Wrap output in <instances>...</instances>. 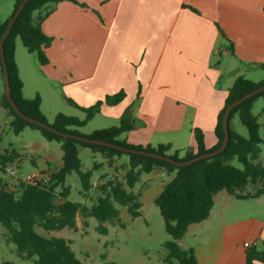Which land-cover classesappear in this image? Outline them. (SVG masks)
<instances>
[{
	"label": "crops",
	"instance_id": "obj_1",
	"mask_svg": "<svg viewBox=\"0 0 264 264\" xmlns=\"http://www.w3.org/2000/svg\"><path fill=\"white\" fill-rule=\"evenodd\" d=\"M74 1L52 5V13L43 22V32L52 39L45 50L46 65L16 41L23 95L26 99L41 97V111L49 123L60 113L82 120L85 112L71 102L89 108L124 92L122 102L104 103L93 119L101 117L119 125L128 113L135 128L123 134L122 140L142 147L170 144V151L185 156L188 151L197 152L194 129L202 131L207 149L217 144L218 114L239 77L256 83L264 80V0ZM13 8L14 2L0 7V25ZM0 76V114L11 125L12 117L1 105L5 93L1 68ZM43 84L48 94L42 91ZM36 134L42 138L41 145L52 146L41 133ZM4 151L17 154L15 162L2 171L9 174L20 165L22 156L12 146ZM105 160L94 162L99 165L94 179L108 167ZM61 166L62 162L40 170V175ZM165 176L173 175L156 167L143 179L151 180L147 190L163 183L156 187L155 199L168 183ZM249 201L253 203H245ZM240 202L251 215L244 213ZM263 205L264 195L237 200L221 191L209 218L191 225L179 245L185 250L193 248L198 264H245V243H256L254 247L264 251ZM161 262L167 264L164 258ZM132 264L160 263L144 253Z\"/></svg>",
	"mask_w": 264,
	"mask_h": 264
},
{
	"label": "trees",
	"instance_id": "obj_2",
	"mask_svg": "<svg viewBox=\"0 0 264 264\" xmlns=\"http://www.w3.org/2000/svg\"><path fill=\"white\" fill-rule=\"evenodd\" d=\"M22 1L14 0L12 14L0 25V40L9 20ZM60 1L62 0H28L5 41L4 51L12 97L19 109L25 115L49 124L62 132L131 149L155 152L183 162L218 149L224 138L223 118L227 107L235 100L264 86V80L256 83L243 76L239 77L229 89L225 105L218 114L215 126L217 144L207 149L202 131L194 129L197 152L188 151L182 158L179 157V151L168 154L171 150L170 144L142 147L131 145L126 140H119V137L135 128L134 121L128 113L123 115L119 125L96 130L90 135H83L76 129L84 127L88 121L93 119L104 103L115 106L122 102L125 98L124 92L107 96L104 101H99L89 108H81L71 102L73 106L85 112L84 120L60 113L53 123H49L41 111V97L36 95L33 99H26L23 95V82L19 76L15 50L16 41L20 39L27 51L35 54L42 65L48 63L45 50L51 45L52 39L43 32L42 25L52 13V5ZM0 68L3 75L1 59ZM259 98L264 101V92L240 104L231 112L228 127L229 142L224 152L179 168L157 159L66 139L39 128L20 118L12 109L4 93L1 105L12 117L11 127L15 134H20L27 127L37 130L47 141L60 143L63 151L62 166L52 173L50 178L40 179L36 184L19 181L16 191H11L6 185L0 184V224L6 229V242L16 246V254L20 259L33 261L34 264H83L75 256L69 241L51 236L50 233L66 228L76 229V219L80 215L85 219L95 218L99 222L98 230L107 234L108 229L105 226L107 223L124 226L116 204L126 208L133 219L141 217L142 204L134 188L143 174H149L154 168L161 167L167 174L173 175L172 180L163 187L162 192L154 201L164 221L165 230L170 236V239L163 244L166 249L164 262L167 264H198L194 249H182L179 241L184 238L191 225L202 223L209 218L215 203V196L221 191L227 192L237 200L257 199L264 195V167L258 163L264 139L261 135L262 126L259 117L253 113L255 102ZM236 115L246 127L247 137L231 128V121ZM79 146L90 148L107 159L125 155L129 157L130 169L124 181H108L99 186L96 189L99 195L92 206L69 200L71 186L67 184L68 177L73 173L76 174L81 182L82 193L88 197L94 189L92 179L99 166L95 164L92 169L83 171L79 158ZM16 158L17 154L14 151L0 152V170L4 172L9 164L15 162ZM234 160L238 161L241 168L232 164ZM250 187L251 190H249ZM84 224L87 225V222ZM37 227L48 233V236L39 234L36 231ZM255 262L264 263V251L253 247L246 252L245 264ZM2 264L14 263L6 261ZM103 264L117 263L105 261Z\"/></svg>",
	"mask_w": 264,
	"mask_h": 264
},
{
	"label": "rangeland",
	"instance_id": "obj_3",
	"mask_svg": "<svg viewBox=\"0 0 264 264\" xmlns=\"http://www.w3.org/2000/svg\"><path fill=\"white\" fill-rule=\"evenodd\" d=\"M14 0H0V7L12 5ZM18 43H21L20 39H17ZM23 49H26L21 43ZM26 51V50H25ZM259 77V76H258ZM3 89V81L0 76V90ZM42 91L46 92V87L42 85ZM48 94V91L46 92ZM264 101L259 98L254 105L253 113L259 117L261 124V135L264 139ZM86 118V114H83V119ZM92 120V119H91ZM6 119L0 114V152L9 146L14 147L19 151L22 156L20 165H15L12 173L5 174L0 170V184L6 185L11 191H16L19 181H26L28 176H34L36 179L50 178V169L45 171V174L40 175V170L46 168H52L61 164L63 156L61 144L58 142H52L50 148L41 145L40 132H33L27 128L26 132L15 134L11 125L5 124ZM116 126L113 121L105 120L101 117H96L91 122L88 121L84 127L76 128L83 135L90 134L92 131L101 130L104 128H110ZM232 129L238 134L247 137L248 131L246 127L240 122L238 115L231 121ZM71 129H74L71 127ZM32 131V132H31ZM122 140L121 137L118 138ZM80 148V146H79ZM262 153L258 161L264 167V144L261 146ZM168 154H174V151H169ZM180 154V152H179ZM103 156V155H102ZM95 155L90 148H80L79 158L82 162V169L86 171L93 167L94 162L101 164L102 157ZM184 155H179L182 158ZM102 157V158H101ZM106 159L103 164H107L102 173L99 171L97 176L95 173L94 189L85 197L82 193V186L80 179L76 174H71L68 177V182L71 186V195L69 200L74 202H84L88 206H92L99 195V191L96 190L99 186L108 181H124L126 173L130 169L129 157L127 155L122 157H115L113 159ZM110 164V165H109ZM232 164L238 168L241 165L237 160H234ZM146 174H143L140 181L134 188V192L137 196H141L139 201L143 205L141 208L142 216L133 219L127 212L126 208L117 205L116 207L120 211V220L124 226L117 224L113 225L107 223L108 232L103 234L98 230L99 222L95 218L85 219L78 215L76 221V229H63L61 231L51 232V236L64 238L71 243V248L77 257L83 264H103L105 261L115 262L117 264H132L142 258L144 253L149 254L154 261L161 264L162 259L166 256V249L163 244L165 240H169L170 236L165 230L164 221L160 215L158 207L155 205V194L157 193V186H162L160 181L152 186V189L147 190L150 185L149 179L143 182ZM167 182H170L173 178L165 176ZM251 190V187L249 188ZM239 205H244V213L247 214L248 207L240 202ZM245 203H253L252 201ZM264 207V205H263ZM263 212V211H262ZM249 213V212H248ZM245 214V215H246ZM251 215V213L247 214ZM87 222V225L84 224ZM36 231L43 235L48 236L44 230L36 228ZM263 245V244H261ZM258 249H261L262 246ZM13 262L14 264H34L33 261H27L20 259L16 254V246L12 243L6 242V229L0 224V264L3 262Z\"/></svg>",
	"mask_w": 264,
	"mask_h": 264
},
{
	"label": "water",
	"instance_id": "obj_4",
	"mask_svg": "<svg viewBox=\"0 0 264 264\" xmlns=\"http://www.w3.org/2000/svg\"><path fill=\"white\" fill-rule=\"evenodd\" d=\"M28 2V0H23L21 2V4L19 5V7L17 8L16 12L14 13V15L12 16V18L9 20L7 28L0 40V59H1V64H2V69H3V79H4V86H5V94H6V98L8 100V102L10 103L12 109L15 111V113L22 118L23 120L27 121L30 124L36 125L39 128L48 130L58 136H61L63 138L66 139H74L76 141L82 142V143H87V144H91V145H98V146H104V147H109L115 150H119L128 154H134V155H138V156H144V157H149V158H153V159H157L160 161H164L167 163H171L179 168L182 167H186L189 166L195 162H198L200 160H204V159H208L211 157H214L216 155L221 154L222 152L225 151V149L227 148L228 142H229V133H228V127H229V117L231 112L238 107L240 104L244 103L245 101L255 97L256 95H258L259 93L264 92V86L259 87L258 89L244 95L243 97L235 100L233 103H231L224 114V118H223V130H224V138L222 141L221 146L209 153L197 156L193 159L187 160V161H183V162H179V161H175L174 159H172L170 156L167 155H161L159 153H155V152H150V151H144V150H137V149H131V148H127V147H123L114 143H110V142H106V141H102V140H95V139H91V138H87L84 136H77V135H73L67 132H62L58 129H55L54 127H52L49 124L43 123L39 120L33 119L27 115H25L17 106V104L15 103L13 97H12V91H11V87H10V83H9V77H8V70H7V63H6V56H5V51H4V44L5 41L7 39V37L9 36L12 27L17 19V17L20 15V13L22 12V10L24 9L26 3Z\"/></svg>",
	"mask_w": 264,
	"mask_h": 264
},
{
	"label": "built area",
	"instance_id": "obj_5",
	"mask_svg": "<svg viewBox=\"0 0 264 264\" xmlns=\"http://www.w3.org/2000/svg\"><path fill=\"white\" fill-rule=\"evenodd\" d=\"M39 181V179H36L34 176H28L26 179V182L36 184V182ZM256 245V243H245L244 247L247 249L253 248Z\"/></svg>",
	"mask_w": 264,
	"mask_h": 264
}]
</instances>
